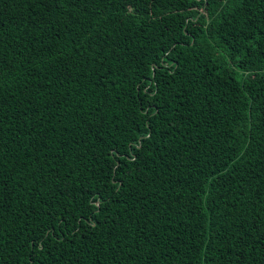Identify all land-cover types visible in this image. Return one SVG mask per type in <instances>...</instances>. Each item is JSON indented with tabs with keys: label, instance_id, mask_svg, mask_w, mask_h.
I'll return each instance as SVG.
<instances>
[{
	"label": "trees",
	"instance_id": "trees-1",
	"mask_svg": "<svg viewBox=\"0 0 264 264\" xmlns=\"http://www.w3.org/2000/svg\"><path fill=\"white\" fill-rule=\"evenodd\" d=\"M0 264H264V0H0Z\"/></svg>",
	"mask_w": 264,
	"mask_h": 264
}]
</instances>
